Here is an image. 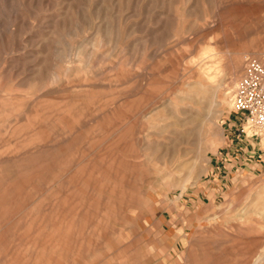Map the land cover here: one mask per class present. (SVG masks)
<instances>
[{
    "label": "rangeland",
    "instance_id": "rangeland-1",
    "mask_svg": "<svg viewBox=\"0 0 264 264\" xmlns=\"http://www.w3.org/2000/svg\"><path fill=\"white\" fill-rule=\"evenodd\" d=\"M262 56L264 0H0V264H264Z\"/></svg>",
    "mask_w": 264,
    "mask_h": 264
},
{
    "label": "built area",
    "instance_id": "built-area-1",
    "mask_svg": "<svg viewBox=\"0 0 264 264\" xmlns=\"http://www.w3.org/2000/svg\"><path fill=\"white\" fill-rule=\"evenodd\" d=\"M232 110L239 115L240 132L264 145V56L248 57L234 86Z\"/></svg>",
    "mask_w": 264,
    "mask_h": 264
},
{
    "label": "crops",
    "instance_id": "crops-1",
    "mask_svg": "<svg viewBox=\"0 0 264 264\" xmlns=\"http://www.w3.org/2000/svg\"><path fill=\"white\" fill-rule=\"evenodd\" d=\"M256 141V140H255ZM253 140L247 139V141H243L241 143V149L240 152H235L234 149H230L229 152L232 153V156L239 155L240 157L236 160H231V163H229L233 167H236L237 171L240 169V173L242 172H250L254 170H259V172L264 171V147L261 145L259 146L256 142ZM238 144V143H237ZM237 145L234 144L233 148Z\"/></svg>",
    "mask_w": 264,
    "mask_h": 264
}]
</instances>
